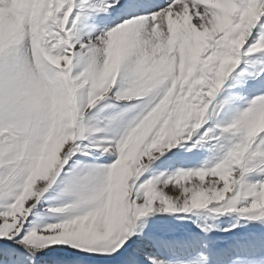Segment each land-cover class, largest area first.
Instances as JSON below:
<instances>
[{"label": "snow or ice", "instance_id": "snow-or-ice-1", "mask_svg": "<svg viewBox=\"0 0 264 264\" xmlns=\"http://www.w3.org/2000/svg\"><path fill=\"white\" fill-rule=\"evenodd\" d=\"M0 264H264V0H0Z\"/></svg>", "mask_w": 264, "mask_h": 264}, {"label": "rangeland", "instance_id": "rangeland-1", "mask_svg": "<svg viewBox=\"0 0 264 264\" xmlns=\"http://www.w3.org/2000/svg\"><path fill=\"white\" fill-rule=\"evenodd\" d=\"M191 163H195V161H192ZM229 225H227V224H224V225H222V227H228Z\"/></svg>", "mask_w": 264, "mask_h": 264}]
</instances>
